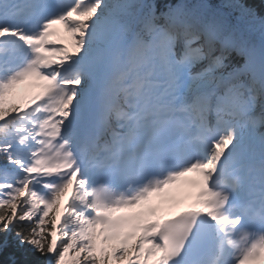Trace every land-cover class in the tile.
I'll list each match as a JSON object with an SVG mask.
<instances>
[{
    "label": "snow or ice",
    "instance_id": "1",
    "mask_svg": "<svg viewBox=\"0 0 264 264\" xmlns=\"http://www.w3.org/2000/svg\"><path fill=\"white\" fill-rule=\"evenodd\" d=\"M0 264H264V0H0Z\"/></svg>",
    "mask_w": 264,
    "mask_h": 264
},
{
    "label": "rangeland",
    "instance_id": "2",
    "mask_svg": "<svg viewBox=\"0 0 264 264\" xmlns=\"http://www.w3.org/2000/svg\"><path fill=\"white\" fill-rule=\"evenodd\" d=\"M57 28L59 27V26H56ZM66 39H67V37H66ZM192 189V188H191ZM186 190H187V187H186ZM194 190H195V188H194ZM52 213H50V215H51Z\"/></svg>",
    "mask_w": 264,
    "mask_h": 264
}]
</instances>
